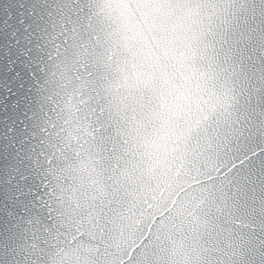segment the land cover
<instances>
[{
  "label": "water",
  "instance_id": "obj_1",
  "mask_svg": "<svg viewBox=\"0 0 264 264\" xmlns=\"http://www.w3.org/2000/svg\"><path fill=\"white\" fill-rule=\"evenodd\" d=\"M262 35L264 0H0V85L23 49L35 73L0 87V264L259 260L222 193L264 171Z\"/></svg>",
  "mask_w": 264,
  "mask_h": 264
},
{
  "label": "snow or ice",
  "instance_id": "obj_2",
  "mask_svg": "<svg viewBox=\"0 0 264 264\" xmlns=\"http://www.w3.org/2000/svg\"><path fill=\"white\" fill-rule=\"evenodd\" d=\"M18 7L23 8L24 5H18ZM13 19V13L11 9H8L5 13L4 26L10 27V21ZM16 25L18 27L13 28V38L16 37L17 33L21 30L27 31L28 25L26 24L25 13L21 11L16 18ZM19 44V40H15ZM262 46L259 50V61L260 66L255 72L251 74V78L247 73L244 74L245 81L247 83V100L246 102L252 107L253 111L256 112L258 116L264 118V35L261 36ZM31 49H23L20 51V56L24 57L28 63H22L21 67L24 69L23 72L17 71L15 69L16 61L11 58L7 61L9 67L7 71L12 72L13 76L19 83L16 84L17 90L25 89L27 79L29 77H35V73L31 67V61L29 56ZM0 87H3V91L6 94L2 98L4 104V111L8 110L7 100L12 99L13 96H18L19 91L12 88V81H4ZM30 87L28 91H30ZM22 99H27V97H22ZM13 108L20 107V100H13ZM18 199V197H16ZM222 199L227 201H232L234 206L242 210L245 215L250 216L254 222L259 226V232L261 235V240L264 241V171L259 173H237L234 180H229L227 183V188L222 193ZM6 209V215L12 217L13 212ZM260 256L259 260L253 257L254 264H264V242L260 245Z\"/></svg>",
  "mask_w": 264,
  "mask_h": 264
}]
</instances>
